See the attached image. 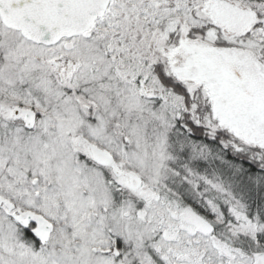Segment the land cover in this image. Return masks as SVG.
I'll return each instance as SVG.
<instances>
[{
  "label": "snow or ice",
  "instance_id": "snow-or-ice-1",
  "mask_svg": "<svg viewBox=\"0 0 264 264\" xmlns=\"http://www.w3.org/2000/svg\"><path fill=\"white\" fill-rule=\"evenodd\" d=\"M0 264H264V0H0Z\"/></svg>",
  "mask_w": 264,
  "mask_h": 264
}]
</instances>
